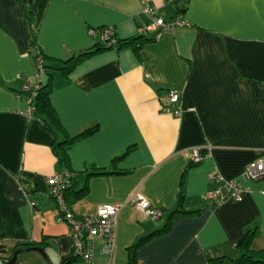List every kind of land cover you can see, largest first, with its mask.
Listing matches in <instances>:
<instances>
[{"label":"crops","instance_id":"crops-1","mask_svg":"<svg viewBox=\"0 0 264 264\" xmlns=\"http://www.w3.org/2000/svg\"><path fill=\"white\" fill-rule=\"evenodd\" d=\"M144 4L166 22L181 16L186 25L145 44L138 55L114 50L77 66L68 79L54 73L51 104L67 134L97 127L68 150L69 174L88 187L70 211L85 219L100 206L121 207L113 254H104L105 241L96 238L91 261L72 264H127V249L162 229L179 208L190 215H176L169 233L137 252V264L237 259L253 229L252 249H264V179L243 177L248 164L264 157V0H0V264L25 244L45 241L53 264L76 255L71 226L57 221L48 185L68 169L52 150L53 135L34 119L30 98L17 95L40 82L32 36L55 61L99 42L90 29L154 39ZM171 89L181 95L179 116L162 112L160 99ZM193 150L203 156L199 164L191 161ZM99 170L118 173L89 177ZM216 175L238 181L243 201L204 199L220 185ZM137 191L163 211L159 222L128 204ZM27 261L47 264L42 256L21 264Z\"/></svg>","mask_w":264,"mask_h":264},{"label":"trees","instance_id":"trees-1","mask_svg":"<svg viewBox=\"0 0 264 264\" xmlns=\"http://www.w3.org/2000/svg\"><path fill=\"white\" fill-rule=\"evenodd\" d=\"M184 11V10H183ZM179 11V12H183ZM27 18L29 21L32 19V14L28 13ZM30 47L35 49V54L33 56L36 65L38 67V60H42V73L40 78V82L35 89L29 92H18V96L27 95L30 98L31 103L33 104V117L36 121L42 124L43 128L53 135L54 140L52 142V150L60 164L64 165L66 169H68L69 173V164L70 159L68 156V150L78 141L89 137L96 130L97 127L89 128L82 133L70 136L67 134L63 126L61 125L59 118L57 116L56 111L54 110L51 104V94L53 87V78L54 73H59L63 78L68 79L69 76L73 73V71L77 68V66L81 65L85 61L106 53L110 51H123L125 49L133 50L137 55L139 54L140 49L147 43L153 42L155 39H148L144 35H140L135 38L121 39L115 33L111 38V44L103 43L101 40L99 42L94 43L91 47L80 50L79 52L71 55L65 60L55 61L51 59H47L42 52L39 51L36 36H32ZM49 62V63H48ZM37 73L39 71L37 70ZM44 80L42 81V78ZM116 163V162H114ZM194 164V163H193ZM187 171V170H186ZM184 172L181 178V192L179 195V207L182 204L184 198V190L183 184L186 177V173ZM113 173H118L116 170L114 172H107L104 170H99L90 176H102V175H110ZM88 191L87 183L80 188L78 183L75 181L74 176L72 175L69 179V185L64 189V197L65 203L68 209H71V204L75 200H79L81 197L85 196ZM178 207V208H179ZM190 215V213L182 212L180 208L175 210L167 219L166 224L162 227V229L153 232L152 234L146 235L139 239L137 243L127 249L128 258L127 264H137V252L149 241L154 238L161 237L169 233L172 229L174 219L176 215ZM257 229H253L248 231L245 234V237L242 243L238 246L240 255L237 259H230L227 257H219V258H211L208 260L207 264H264V249L255 251L252 249V243L257 236ZM48 244L42 242L41 244L33 245V244H25L24 247H41L45 250ZM81 259V258H80ZM79 260V257L75 255L73 258H69L64 260L62 264H72L73 262Z\"/></svg>","mask_w":264,"mask_h":264},{"label":"built area","instance_id":"built-area-1","mask_svg":"<svg viewBox=\"0 0 264 264\" xmlns=\"http://www.w3.org/2000/svg\"><path fill=\"white\" fill-rule=\"evenodd\" d=\"M142 12L152 20L146 30L155 31L154 39L158 40L164 33L173 32L174 27H184L186 22L181 16L176 17L173 22H166L163 16H159L157 10L149 4H144ZM142 30V32H144ZM115 33L114 28H104L103 30L90 29L89 35L92 38L98 37L103 43L111 44V38ZM37 78L42 73V60H38ZM36 87L25 85L24 92H29ZM162 112L179 116L181 113L180 101L181 95L176 90H169L164 98H161ZM203 156L199 150H193L191 161L194 164L202 162ZM72 174H56L49 179V195L55 199L59 206V217L57 221L68 222L71 226V238L74 241L75 253L85 262L92 259L93 252L91 240L99 238L104 239L105 245L103 253L112 255L115 249L117 219L121 207L119 205L107 204L100 206L95 217L85 219H74L71 211L65 203L64 189L69 185V179ZM243 177L247 180L264 179V157L251 162L244 170ZM213 181L220 183L218 187L208 190L203 198L206 200H215L218 205L227 202L240 203L243 201L244 187L236 180H224L219 176H214ZM128 204L142 213L146 218L152 221L161 220L163 211L153 207L148 200L139 192H135L128 201Z\"/></svg>","mask_w":264,"mask_h":264},{"label":"water","instance_id":"water-1","mask_svg":"<svg viewBox=\"0 0 264 264\" xmlns=\"http://www.w3.org/2000/svg\"><path fill=\"white\" fill-rule=\"evenodd\" d=\"M27 252H36V253L40 254V256H42V258L47 262V264H53V262L51 261V259L49 258V256L45 252V250L43 248H39V247H31V248H25V249L17 250L14 253L12 259L7 264H16L19 256L22 255L23 253H27Z\"/></svg>","mask_w":264,"mask_h":264},{"label":"rangeland","instance_id":"rangeland-1","mask_svg":"<svg viewBox=\"0 0 264 264\" xmlns=\"http://www.w3.org/2000/svg\"><path fill=\"white\" fill-rule=\"evenodd\" d=\"M157 222V221H156ZM159 222V221H158ZM163 222V221H162ZM30 256H40L38 253L36 252H27V253H23L21 256H20V259H19V262L18 264H21L22 260L24 259H27L29 258ZM24 264H30V262H24Z\"/></svg>","mask_w":264,"mask_h":264}]
</instances>
